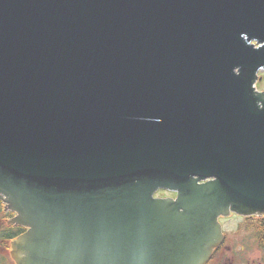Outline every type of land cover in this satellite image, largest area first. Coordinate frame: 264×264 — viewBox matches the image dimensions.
Here are the masks:
<instances>
[{
    "label": "water",
    "instance_id": "water-1",
    "mask_svg": "<svg viewBox=\"0 0 264 264\" xmlns=\"http://www.w3.org/2000/svg\"><path fill=\"white\" fill-rule=\"evenodd\" d=\"M262 70L264 0H0L12 259L206 264L264 214Z\"/></svg>",
    "mask_w": 264,
    "mask_h": 264
},
{
    "label": "rangeland",
    "instance_id": "rangeland-1",
    "mask_svg": "<svg viewBox=\"0 0 264 264\" xmlns=\"http://www.w3.org/2000/svg\"><path fill=\"white\" fill-rule=\"evenodd\" d=\"M256 91L264 93V70L259 72V80L256 84ZM173 196L174 193L165 190H160L159 192L156 193V197L169 198ZM219 222L222 226V232L226 233L229 241H232L231 246L233 247V250L235 248H238L237 253L238 254L240 253V257H237L236 261L233 262L236 264H248L249 262L253 263L256 257H258L255 251L254 253L252 252L253 249L255 248V244H254L255 237L252 232L246 231V229H244L245 226L247 225V223H245L246 221L244 217L238 214H231L226 217H221L219 219ZM243 247L244 249L250 248V252H247L245 250L244 252L241 251Z\"/></svg>",
    "mask_w": 264,
    "mask_h": 264
},
{
    "label": "trees",
    "instance_id": "trees-1",
    "mask_svg": "<svg viewBox=\"0 0 264 264\" xmlns=\"http://www.w3.org/2000/svg\"><path fill=\"white\" fill-rule=\"evenodd\" d=\"M13 216L14 214L6 211L5 204L0 201V264H16L11 258L12 244L26 232L25 228L9 223ZM244 229L252 232L264 249V223L261 225V223L248 221Z\"/></svg>",
    "mask_w": 264,
    "mask_h": 264
},
{
    "label": "flooded vegetation",
    "instance_id": "flooded-vegetation-1",
    "mask_svg": "<svg viewBox=\"0 0 264 264\" xmlns=\"http://www.w3.org/2000/svg\"><path fill=\"white\" fill-rule=\"evenodd\" d=\"M172 193H174V196L169 197V198L176 199L177 193H175V192H172ZM242 217H244V219L246 221L245 223H247V224H248V221H251L254 223H261V225H263V223H264V214L263 215H255V216H242ZM245 223H243V224H245ZM23 228H25V227H23ZM25 229L27 230V228H25ZM223 234L225 235V237H224L222 243L220 244L219 247L214 249L210 259L208 260V262L206 264H236L233 261H236L237 257H240V253L239 254L237 253L238 248H235L233 250V247L231 246L232 241H229L225 232ZM258 240L259 239L256 240L254 238L255 248L252 251L253 253L255 251V253L258 257H256V259L254 260L253 263L249 262L248 264H264V249L260 246ZM244 250L247 252H250V248L244 249V247H243L241 251L244 252ZM242 254H244V253H242ZM230 261H231V263H230Z\"/></svg>",
    "mask_w": 264,
    "mask_h": 264
}]
</instances>
